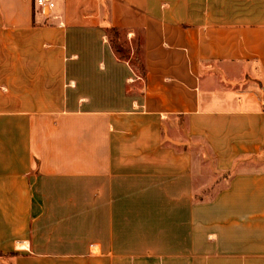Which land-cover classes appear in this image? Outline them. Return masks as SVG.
I'll return each mask as SVG.
<instances>
[{
	"label": "crops",
	"instance_id": "crops-1",
	"mask_svg": "<svg viewBox=\"0 0 264 264\" xmlns=\"http://www.w3.org/2000/svg\"><path fill=\"white\" fill-rule=\"evenodd\" d=\"M54 3L0 0V264H264V0Z\"/></svg>",
	"mask_w": 264,
	"mask_h": 264
},
{
	"label": "rangeland",
	"instance_id": "rangeland-1",
	"mask_svg": "<svg viewBox=\"0 0 264 264\" xmlns=\"http://www.w3.org/2000/svg\"><path fill=\"white\" fill-rule=\"evenodd\" d=\"M109 36L111 37V41L119 48V52L121 56L126 58L135 69V72L137 74H141L142 72V56L139 52V49H135L136 42L135 40L132 42V44L126 39L125 34L123 32H118L114 35V32L110 31ZM129 38V37H128ZM203 160V159H202ZM201 178L199 179V182L202 181L203 183L208 181V178L210 175L214 174L211 164V159L206 156L205 160L201 161ZM206 189H209L208 191L203 192L204 195L211 194V187H206ZM202 195V194H201Z\"/></svg>",
	"mask_w": 264,
	"mask_h": 264
},
{
	"label": "built area",
	"instance_id": "built-area-1",
	"mask_svg": "<svg viewBox=\"0 0 264 264\" xmlns=\"http://www.w3.org/2000/svg\"><path fill=\"white\" fill-rule=\"evenodd\" d=\"M33 4L36 7L37 11L44 15L49 16L53 8L55 7L54 0H33ZM264 108V100L262 102Z\"/></svg>",
	"mask_w": 264,
	"mask_h": 264
},
{
	"label": "trees",
	"instance_id": "trees-1",
	"mask_svg": "<svg viewBox=\"0 0 264 264\" xmlns=\"http://www.w3.org/2000/svg\"><path fill=\"white\" fill-rule=\"evenodd\" d=\"M111 31L114 32V35L117 34L118 32H123V31H120V30H118V29H116V28H113ZM123 33L125 34V32H123ZM125 37H126V34H125ZM110 38H111V37L109 36V42H110L111 47L113 48V50H114L116 56H117L119 59L127 60V59L124 58L123 56L119 55V54H120V52H119V48H118V47H117V46L111 41ZM134 40H135V42H136V47H135L136 51H137V49H139V52L141 53V52H142V49H141V34H140V33H137V34H136V37H135ZM142 72H143V67H142ZM142 72H141V74H142ZM0 255H1V253H0Z\"/></svg>",
	"mask_w": 264,
	"mask_h": 264
}]
</instances>
